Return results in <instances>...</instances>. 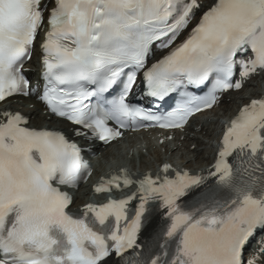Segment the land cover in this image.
Here are the masks:
<instances>
[{
	"label": "snow or ice",
	"instance_id": "1",
	"mask_svg": "<svg viewBox=\"0 0 264 264\" xmlns=\"http://www.w3.org/2000/svg\"><path fill=\"white\" fill-rule=\"evenodd\" d=\"M42 28L41 92L25 65ZM157 49L166 51L149 63ZM260 74L264 0H213L206 8L200 0H0V102L35 94L78 138L110 143L123 130L183 129ZM29 124L19 112H0V264H104L113 255L116 264H142L124 254L140 247L153 201L175 249L169 256L162 243L163 256L143 264L264 262V235L247 253L264 233V96L226 122L206 176L175 169L169 176L165 163L163 176L133 181L122 169L94 191L136 183L139 195L86 204L80 217L68 211L72 197L63 189L90 175L84 149ZM209 180L185 210L181 198Z\"/></svg>",
	"mask_w": 264,
	"mask_h": 264
},
{
	"label": "rangeland",
	"instance_id": "2",
	"mask_svg": "<svg viewBox=\"0 0 264 264\" xmlns=\"http://www.w3.org/2000/svg\"><path fill=\"white\" fill-rule=\"evenodd\" d=\"M258 90H264V76L258 80L257 85H249L241 94L224 98L221 105L222 108L218 110V113L214 112V114H211L208 117L207 121L204 122V129L208 130H206L207 133L205 132V130L191 132V134L189 135L190 139H188L184 144L185 146L181 147L179 150H175L172 153H166L164 149L157 148L161 159L165 158L166 160H169L172 167L185 168V166H187V169L191 171L202 167L210 156L211 143L213 141L214 134L218 129L220 122L223 121V115L221 114H224L225 111H229V109L223 110V105H228L231 108L230 110H232L236 106V102L239 101L241 97H246L249 94H255ZM242 99L245 100V98ZM46 121L47 122H43H51V120ZM127 144V142H123L122 144L114 145L108 150V152L111 153L110 155L96 158L93 165L94 170H103V172H110L115 170L118 166H120V164H122L126 166L127 169H132L135 172H140L141 168L143 167L150 168L155 165L156 159L152 155V149H148L145 145L144 150H146V153L143 154V152L141 151L142 147L140 148L139 146L135 145L131 147L132 155L129 157V151L125 149ZM174 144L175 143H173V141H170L169 148L173 149ZM104 264H108V262Z\"/></svg>",
	"mask_w": 264,
	"mask_h": 264
},
{
	"label": "bare ground",
	"instance_id": "3",
	"mask_svg": "<svg viewBox=\"0 0 264 264\" xmlns=\"http://www.w3.org/2000/svg\"><path fill=\"white\" fill-rule=\"evenodd\" d=\"M252 95V94H251ZM257 97V96H256ZM20 101H21V103L24 105V104H28V106L29 105H31V104H33L34 106H29V107H25V108H23L19 113H21L26 119H28L29 121H30V125L31 126H33V127H35V126H37V127H41V126H44V125H46V128H53V129H57V130H68L69 131V133L73 136V134H72V126H70V125H68V124H66L64 121H61V120H57V119H53V118H50L52 121L51 122H48L47 124L46 123H44V122H47L46 120H47V117L46 116H41L40 117V115L38 114V112H37V109L36 108H39L40 109V105L38 104V103H36V102H34V101H30V100H27V99H19ZM244 101V102H243ZM248 102V101H247ZM245 100H241V102L240 103H242V104H244V103H247ZM238 105V104H237ZM237 105L234 107V109L235 108H237ZM224 107H223V110L225 109V110H230L231 108L228 106V105H223ZM234 109H232V110H230V113L234 110ZM5 110V109H4ZM4 110H2V109H0V112H3ZM213 112V114H214V112L215 111H212ZM211 112V113H212ZM44 121V122H43ZM198 125V124H197ZM199 128H200V131H203L204 130V128H203V126H199ZM206 132V131H205ZM178 137H180L181 135L180 134H178L177 135ZM152 138V137H151ZM144 140H145V143H146V146H147V148L148 149H152L151 151H152V153H153V151H154V154H153V157L156 159V161H160L161 160V157H160V154H159V152L157 151L156 152V148L159 146V148H161V149H164L165 150V152L166 153H169V152H174L175 150H179L181 147H183V146H185L184 144L187 142V140H188V137H185V138H183L182 139V141L180 142H177V141H175L174 143V147H173V149H170L169 147H170V145L168 144V142L166 141V140H164V142H162V141H155V142H153L154 141V139L152 138V139H145V138H143ZM149 141V142H147V141ZM177 143V144H176ZM159 144V145H158ZM89 146H91V145H89ZM110 146H108V147H102V146H99V145H94L93 146V152H102L104 149H108ZM104 154H106L105 156H108V155H110L111 153H109V152H105ZM197 158H199V157H197ZM169 161V160H168ZM170 162V161H169ZM147 168V167H146ZM185 168H187V166H185ZM82 192V191H81ZM78 195V194H77ZM79 201V198H78V196H75V200H74V202L75 203H77ZM79 203V202H78ZM163 218H165V215H164V210L163 211H161V212H159L157 215H156V218H155V220H154V222H153V224H152V228H154L159 222H161L162 221V219ZM105 262H108V264H116V261H115V259H113V258H111V259H109V260H106ZM104 262V263H105Z\"/></svg>",
	"mask_w": 264,
	"mask_h": 264
}]
</instances>
